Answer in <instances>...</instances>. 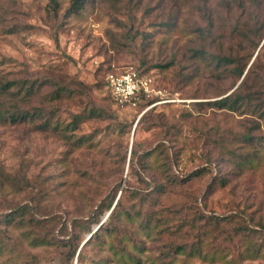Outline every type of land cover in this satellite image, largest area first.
I'll list each match as a JSON object with an SVG mask.
<instances>
[{
    "label": "rangeland",
    "instance_id": "obj_1",
    "mask_svg": "<svg viewBox=\"0 0 264 264\" xmlns=\"http://www.w3.org/2000/svg\"><path fill=\"white\" fill-rule=\"evenodd\" d=\"M204 1L81 0V6L74 8V0H0V78H49L64 82L70 90L54 103L32 102L42 105L46 115L53 106L63 132L37 130L26 122L0 121V179L8 175L22 186L18 192L0 191V213L27 202L37 216L57 213L68 225L72 218H88L93 229L96 220L100 222L106 214H99L100 203L105 204L114 191L117 197L123 190L122 201L128 205L136 189L139 193L134 205L142 211L167 207L181 210L188 220L205 214L229 216L235 220L232 223L249 217L264 221V151L255 171H240L218 159V150L209 145L212 136L221 143L232 139L242 129L240 118L251 116L196 104L218 98V92L236 79L233 74L224 77L222 65V78L209 74L191 55L190 49L202 44L194 30L201 23L200 15L194 11ZM244 1V9L235 11L232 21L223 6L219 7L218 28L213 34L224 36L226 41L237 16L248 28L261 27L259 35L242 45L244 60L251 54L243 80L264 99V0ZM209 2L219 4V0ZM143 38L149 45L142 43ZM211 49L222 48L213 43ZM167 61H171L168 68L156 67ZM110 68L130 72L147 68L148 95L136 106L117 104L102 85ZM51 89L48 86L45 91ZM165 101L183 105L176 108ZM180 109L193 114L183 129L190 154L182 157L178 172L175 167L173 172L179 175L204 167L205 173L159 193L130 152L141 153L159 142L170 147L156 123L177 121ZM143 113L145 118L133 134ZM76 138H84L85 143L74 142ZM169 150L175 152L174 148ZM208 153L214 156L211 164L205 160ZM87 235L84 231L83 236ZM206 238L207 243L212 241L210 235ZM207 243L201 253L181 254L174 264H264V255L241 260L233 253L224 255L225 251L213 254ZM255 244L264 252V228L258 231ZM222 245L214 242L215 250ZM28 253L35 254L39 264H59L58 250L34 246L19 230L0 249V264H21Z\"/></svg>",
    "mask_w": 264,
    "mask_h": 264
},
{
    "label": "trees",
    "instance_id": "obj_2",
    "mask_svg": "<svg viewBox=\"0 0 264 264\" xmlns=\"http://www.w3.org/2000/svg\"><path fill=\"white\" fill-rule=\"evenodd\" d=\"M244 3V0H219V4L211 5L209 0L204 1L202 7L194 11L200 15L198 18L201 23L196 19L198 26L194 30L198 40H202V44L190 51L192 57L202 62L209 74L222 78V74L219 73L222 65L224 77L235 75V81L223 92L219 91L218 98L199 101L196 104L208 105L216 111L251 116L250 119L240 118L242 129L232 139L221 143L218 137L212 136L209 145L218 150V159L231 163L240 171H255L262 162L264 151L262 131L264 99L259 96V92L249 89L244 83L243 79L246 76L244 68L251 54L244 60L246 53L242 45L245 41H252L261 27L248 28L249 25L241 24L237 16V23L235 22L227 31L226 41L223 39L224 36L217 37L213 34L218 28L219 7L223 6L224 13L232 21L235 11L244 9ZM73 5L74 8L75 5L76 8L80 7L81 0H74ZM144 38L142 43L145 46L149 45ZM213 43L222 49L214 51L211 49ZM170 65L171 61H167L156 64V67L165 69ZM145 69L133 71L138 77H147L150 74L149 70ZM124 71L129 70L110 68L105 72L102 85L111 96L107 74ZM238 79L241 80L239 83H237ZM75 82L84 86L82 81ZM48 86H52V89L45 91ZM228 90L230 91L227 92ZM69 93L67 84L49 78L1 77L0 121L26 122L37 130L54 129L63 132L64 126L54 117L53 106L52 111L46 115L42 105H34L32 102L40 99L38 101L41 104L54 103ZM114 101L122 106H132L129 103H118L115 99ZM165 104L176 108L183 105L175 101H165ZM93 110L91 108L90 113ZM180 110L181 115L177 121L165 119V122L156 123L157 126L162 127L164 136L168 137L170 147L174 148L175 152H171L170 147L164 142H159L141 153L134 149L130 152L150 176L153 188L159 193H164L165 188L171 190L175 186H181L191 177L205 173L204 167L179 175L173 172V167L178 172L177 166L182 157L190 154L188 152L190 142L184 137L183 129L185 122L193 117V114L187 110ZM145 113L136 121L134 131L136 125L144 120ZM123 126L124 124H121V127ZM205 137L207 138L206 134ZM83 139L76 138L74 142L85 143ZM213 159L214 156L210 153L205 156L207 164H211ZM222 183H224L223 178L220 180V184ZM21 187L20 181L16 178L3 175V179H0V191L3 194L18 192ZM122 193L123 190L116 197L114 191L105 204L102 202L98 205L99 214L105 211L109 214L103 222L96 220V225H99L96 230L91 228L88 218H72L68 225L63 222L60 214L37 216L33 213L34 206L30 203L17 204L9 211L0 213V249L12 239L13 232L19 230L20 235L30 239L34 246L58 250L59 264H157L158 262L174 264L181 254L189 257L197 252L201 253L209 235L212 241L207 244L213 248L211 250L213 254L225 251L224 255L233 253V256L241 260H254L264 255L262 248L255 244L258 231L264 228V221L262 222L260 218L259 220H254L253 217L247 220L243 218L232 223L235 220L229 216L199 214L188 220L178 209L159 207L157 210L142 211L141 208H136L134 201L139 193L136 189L131 192V202L127 205L122 201ZM84 231L90 236H83ZM214 242L223 244V248L215 250ZM146 258H148L147 262L144 261ZM21 264H39V262L35 254L28 253Z\"/></svg>",
    "mask_w": 264,
    "mask_h": 264
},
{
    "label": "built area",
    "instance_id": "obj_3",
    "mask_svg": "<svg viewBox=\"0 0 264 264\" xmlns=\"http://www.w3.org/2000/svg\"><path fill=\"white\" fill-rule=\"evenodd\" d=\"M106 79L111 87V93L118 103H129L132 106L140 101L142 96L150 91V79L145 76L138 77L134 72H110Z\"/></svg>",
    "mask_w": 264,
    "mask_h": 264
},
{
    "label": "water",
    "instance_id": "obj_4",
    "mask_svg": "<svg viewBox=\"0 0 264 264\" xmlns=\"http://www.w3.org/2000/svg\"><path fill=\"white\" fill-rule=\"evenodd\" d=\"M134 128H135V125H134V127H133V129H132V133H133V131H134ZM108 214H109V212H107V213L105 214V216L102 218L101 222H103V221L106 219V217H107ZM98 226H99V225H96V226L94 227V230H96ZM89 236H90V234L87 235V237H89Z\"/></svg>",
    "mask_w": 264,
    "mask_h": 264
}]
</instances>
